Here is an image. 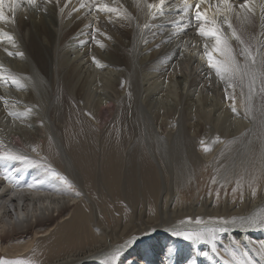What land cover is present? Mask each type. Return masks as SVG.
<instances>
[{
  "label": "bare ground",
  "instance_id": "obj_1",
  "mask_svg": "<svg viewBox=\"0 0 264 264\" xmlns=\"http://www.w3.org/2000/svg\"><path fill=\"white\" fill-rule=\"evenodd\" d=\"M81 2L38 0L36 7L23 5L15 12L6 5L9 19L0 22V75L6 78L0 80V97L9 101L7 107L0 101V153L11 151L31 161L0 159L3 260L235 264L226 250L238 248L253 264H264L260 246L264 228L247 223L264 220V189L255 196L248 193L241 202L220 203L202 198L204 194L190 203L183 200L198 163L215 153L220 157L240 142L264 148V93L259 82L246 117L247 81L229 88L208 67L204 49L211 51L215 41L197 34L194 10L199 0H187V8L185 0H164L155 18L147 4L159 0H96L100 6L118 9V14L90 12L80 7ZM231 3L234 11L227 23L224 14L216 12L218 0L201 4V11L207 9L243 63L241 45L232 31L253 52H264L260 7L264 0H252L250 22L243 21L239 8L243 0ZM3 33L13 36L15 47ZM225 89L235 98L237 114L231 110L233 101L225 99ZM29 108L30 113L15 119L7 114H23ZM204 144L214 150L200 153ZM182 146L199 150L192 154L185 150L179 156L185 174L177 186L164 164H172L177 159L174 148ZM128 147L133 153L126 175ZM95 153L100 155L98 161ZM38 163L45 165L40 168ZM46 164L67 177L76 194L52 179ZM30 184L35 187L29 188ZM108 199L119 208L118 215L113 208L105 209ZM125 202L128 207H122ZM108 213L112 221L105 218ZM221 219L236 222L221 225L217 223ZM209 228L217 229L215 249L175 234ZM204 252L213 260L203 258ZM238 253V259H245Z\"/></svg>",
  "mask_w": 264,
  "mask_h": 264
},
{
  "label": "snow or ice",
  "instance_id": "obj_2",
  "mask_svg": "<svg viewBox=\"0 0 264 264\" xmlns=\"http://www.w3.org/2000/svg\"><path fill=\"white\" fill-rule=\"evenodd\" d=\"M50 2V0H48ZM208 0H199V3L195 6V15L194 19L197 22L198 29L197 34L201 37L212 38L215 41V44L211 51L208 50L207 46L204 49V55L207 57L208 67L215 71V74L221 80H224L229 88L235 89L236 83L239 82L241 85L247 81V86L249 90V94L246 101L245 106V116L247 117L252 112V96L255 91V86L257 82L260 85V92L264 93V52H261L257 49L256 52L251 50V46L246 44L244 39L241 38L240 35H237L236 31H232L233 37L239 42L241 45V50L239 55L243 57V63L237 60L236 56L233 55L232 46L227 42V40L223 37L221 33V29L217 26L215 19H210L208 15L207 9L203 12L201 11V4H207ZM252 0H243V3L239 4V8L244 11L243 21L249 20V13H254V8L250 7ZM38 4V0H0V22H7L8 17L5 14V6H8V10L11 12H15L17 8L27 5L29 8L36 7ZM164 5V0H159V3H149L147 7L149 9V15L155 18V14L162 10ZM67 4L65 5V7ZM81 8H88V10L95 12H104V13H119L118 9L108 7L107 5L100 6L96 3V0H82L80 4ZM185 7H189L187 4V0H185ZM261 7V21L262 26H264V4L260 5ZM78 11V9H76ZM63 11V9H61ZM234 7L231 3V0H218V4L216 7V12L224 14V22L227 23L229 20V14L233 13ZM236 16L238 19L241 17V13L237 12ZM124 18H127L125 15ZM149 25L147 23L144 24V28H148ZM228 28L232 29L231 23H228ZM3 36L7 37L8 42L15 47V40L13 36L9 33H3ZM103 47L102 44L99 45ZM262 46H264V42H262ZM7 55L12 56L13 53L11 51H7ZM214 53L222 56L223 59H216ZM17 55L22 56L23 53H17ZM259 57V60L257 59ZM93 62H98L93 58ZM99 66V64H98ZM0 80L6 81V78L3 75H0ZM13 84L17 83L15 77L11 78ZM226 95L225 99L232 100V112L237 114V109L235 107V98L232 94L227 92L225 89ZM243 94V93H242ZM0 101H3L4 105L7 107L9 101L4 97H0ZM15 107V104L12 105ZM32 111L31 108L27 109L26 113L20 114L13 111H9L7 114L14 119L19 117L20 115H27ZM264 123V121H262ZM35 151V149H33ZM208 149L205 148V151ZM0 159L11 160V161H20L23 163H31L28 157L22 156L20 154L14 152L0 153ZM49 175L52 179L57 180L60 184L64 185L65 188L69 191L73 189V185L70 181L67 180L66 177L60 175L58 172L50 171ZM5 179H9V177H5ZM29 188L35 187V185H28ZM235 191V190H234ZM79 195V193H77ZM252 195L255 196L256 192L253 190ZM235 223V219L232 221L228 220H218L217 223L221 225H227L228 223ZM195 223L200 224L202 221L200 219H196ZM250 227H261L264 228V220H256L249 219L247 221ZM220 231H225L226 229L221 228ZM216 228L203 229L197 232H177L175 233L178 236H182L185 240H195L201 241L211 244L212 248H216L215 243V233ZM264 248V246H262ZM230 255L232 259L235 261V264H253L251 258L248 257L247 252H244L242 255L245 259H238L237 254L235 252H231ZM115 258V257H114ZM0 264H30L26 259H13V260H0ZM227 264V262H226Z\"/></svg>",
  "mask_w": 264,
  "mask_h": 264
},
{
  "label": "rangeland",
  "instance_id": "obj_3",
  "mask_svg": "<svg viewBox=\"0 0 264 264\" xmlns=\"http://www.w3.org/2000/svg\"><path fill=\"white\" fill-rule=\"evenodd\" d=\"M79 116L81 117V115H79ZM98 132L100 134L99 139H101L102 130L98 129ZM247 143L248 142H244V143L240 142L239 144H235L233 146L227 147L225 149L224 153H223V151H222L223 149H222V150H220V152L223 153L222 156L219 157V155L217 153H215L212 155V157L210 158L209 161L202 162V163L200 162L197 165L195 164L196 170H195L193 182L190 185L191 189L189 188L188 190L187 189L184 190L183 200L185 202L187 201L188 203H190L194 200V198L202 197L204 194V196L202 198H204V197L205 198H211L212 200L220 201V203H223L224 201H233V200L236 202H239V201L241 202L242 199L244 200V198H245V200H246L247 196L249 194L250 195L252 194L253 189L255 190L256 194L257 193L260 194V192L263 191V189H264V148L261 144H260V146L257 144H252V146L246 147ZM40 145H41L40 148H42V144H40ZM254 145H256V146H254ZM204 146L205 147L201 149L200 153H202V152L203 153H211V151L214 150L212 147L207 146L206 144H204ZM221 147H222V145H221ZM221 147H219V148H221ZM242 147L245 149H243ZM40 148H38V152H40ZM205 148H207L208 150L205 151ZM219 148H218V150H219ZM246 148H247V150H246ZM250 148H251V150H250ZM190 149H191V147H189V149H188V147H185V146L178 147V149L174 148V151H175L174 156L176 155L178 160L175 159L172 163L173 165L172 164L168 165V163L164 164L165 168L167 170V175L176 176V178L173 176V177H171V179L176 180V183H174V184H176L177 186H180V185H178L179 181L181 182L184 179V174H185V170H184L183 165H182L184 163L182 162V158H180L181 154L185 153V152L188 154H192V151L194 149L198 153V150H199V149L197 150V147L196 148L192 147V150H190ZM130 151H131L130 147L126 148V163H124V165H123V170L126 169V175L129 174L128 168L131 165L128 163V161H129L128 158L129 157L131 158L132 153H133V151H131V152ZM95 154H96L97 161H98V159L100 158V155L98 156L97 153H95ZM175 161H176V163H175ZM239 162H240V164H239ZM41 165H42V167H44L43 165H45V164L44 163H38V165L35 164V166H38L40 168H41ZM170 165H172V166H170ZM46 166L48 167V170H47L48 173H49V171L55 170V168L50 164H46ZM169 166H170V168H169ZM183 171H184V173H183ZM4 172H6V171L3 170V173ZM62 176H64V175H62ZM237 177H238V179H236ZM71 184L74 187L71 191H69V190L68 191L76 194V191H75L76 186L72 182H71ZM229 198H230V200H229ZM108 203H107L108 205L106 204V202L103 203L104 205H106L105 209L109 208V211H110V208H113V211L118 215L117 211H119V208L117 206L111 205L112 203H111V200H109V199H108ZM125 206L128 207V202L123 203L122 207H125ZM108 215H110V213L106 214L105 218L109 221H112L111 217ZM140 230L141 229H138L137 231H135V233H133L134 236H136ZM4 235L5 234H1L0 237H2ZM177 238H181V237L177 235ZM263 245H264V243L262 245H260L261 251L264 250V249H262ZM194 249L197 250L196 245L194 246ZM235 251H233V252H235V253L239 252L238 253L239 256L243 257V255H242L243 253L241 252V250H239L238 248H235ZM2 252L3 251H1V249H0V260L4 259V252L3 253ZM226 252L231 253L230 250H226ZM262 252L264 254V251H262ZM230 253H229V257L232 258ZM202 256H203V258H206V259L212 258V260H213V257L210 256V254L208 252H204ZM231 261L235 262L234 260H231Z\"/></svg>",
  "mask_w": 264,
  "mask_h": 264
}]
</instances>
